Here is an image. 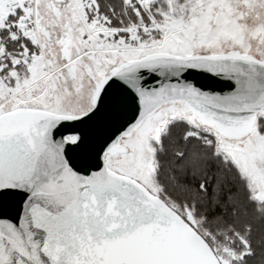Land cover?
<instances>
[{
  "label": "snow or ice",
  "instance_id": "snow-or-ice-1",
  "mask_svg": "<svg viewBox=\"0 0 264 264\" xmlns=\"http://www.w3.org/2000/svg\"><path fill=\"white\" fill-rule=\"evenodd\" d=\"M0 264H264V0H0Z\"/></svg>",
  "mask_w": 264,
  "mask_h": 264
},
{
  "label": "water",
  "instance_id": "water-1",
  "mask_svg": "<svg viewBox=\"0 0 264 264\" xmlns=\"http://www.w3.org/2000/svg\"><path fill=\"white\" fill-rule=\"evenodd\" d=\"M214 86L217 87V88H220V87H222V84L220 82H217Z\"/></svg>",
  "mask_w": 264,
  "mask_h": 264
}]
</instances>
